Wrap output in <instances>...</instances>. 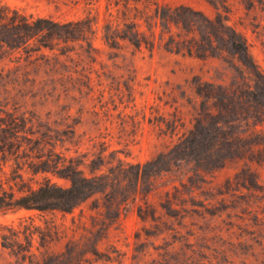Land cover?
<instances>
[{
	"label": "rangeland",
	"instance_id": "obj_1",
	"mask_svg": "<svg viewBox=\"0 0 264 264\" xmlns=\"http://www.w3.org/2000/svg\"><path fill=\"white\" fill-rule=\"evenodd\" d=\"M107 1L0 0L32 17L97 18L95 60L78 45L70 58L48 49L31 57L21 51L0 53V113L15 114L34 136L47 141L33 154L71 158L81 163L85 174H89L87 164L103 162L101 171H105L118 159L144 163L175 144L192 128L199 112L196 79L220 85L232 95L240 89L255 90L246 64L225 50L217 37L210 54L203 56L165 49L168 34L161 33L160 27L156 33L162 40L151 52L135 51L127 42L108 48L101 32L110 17ZM157 1L190 6L211 18L218 12L228 17L264 74V0ZM110 11L121 15L114 7ZM171 32L181 38L190 36L174 26ZM196 38L208 47L204 36ZM242 106L247 108L245 113L229 125L242 133L262 131L259 162L231 160L209 171L182 163L154 177L146 195L140 187L134 200L120 201V215L108 227L104 223L110 222L117 205L109 207V190L93 194L66 213L0 211V226L17 228L25 219L44 230L53 225L62 237L47 238L45 247L35 237L32 250L59 252L68 240L76 239L84 252L80 264H263L264 116H252L262 109L254 102L244 99ZM11 163L4 168V181L13 176ZM23 175L33 187L44 177L69 185L68 179L50 172L26 170ZM0 264H19V259L0 245Z\"/></svg>",
	"mask_w": 264,
	"mask_h": 264
},
{
	"label": "trees",
	"instance_id": "obj_2",
	"mask_svg": "<svg viewBox=\"0 0 264 264\" xmlns=\"http://www.w3.org/2000/svg\"><path fill=\"white\" fill-rule=\"evenodd\" d=\"M113 7L120 16L112 15L110 9ZM107 10L110 17L102 24L101 32L108 48L116 49L121 42H127L135 51L146 49L151 52L162 40L156 33L160 27L161 33L168 34L163 43L165 49L203 56L208 54L207 51L210 54L213 38L217 37L225 50L237 55L246 64L244 66L253 77L255 90L240 89L232 95L220 85L196 79L195 93L201 98L199 112L192 128L175 144L144 163L118 159L115 166H108L105 171H101L103 162L87 164L85 167L89 174H85L81 163L71 158L61 155L42 158L40 154H33L35 149L39 152L41 145L47 141L34 136L33 131L25 128V123L18 122L15 114L0 113V211L27 209L66 213L93 194L109 190L106 193L109 195V207L115 202L117 205H114L110 222L104 223V227H108L120 215V201L134 200L140 187L146 195L151 190L154 177L182 163L192 164L196 170L209 171L221 168L231 160L260 161L258 135L262 131L242 133L229 124L245 113L247 108L242 106L244 99L262 107L255 110L256 115L252 116H264V74L254 65L244 36L228 24V17L218 12L211 18L190 6H171L157 0H108ZM97 22L96 17L89 16L69 21L32 17L0 4V53L21 51L31 57L34 52L48 49L57 50L58 54L70 58V53L78 45L91 60H95L98 50L93 41ZM173 26L190 36L181 38L175 34L179 37L176 38L171 32ZM197 35L204 36L209 42L208 47L198 43ZM229 116L232 117L227 120ZM10 160L13 176L4 181L2 175H5L4 168ZM26 170L32 174L50 172L68 179L69 185L61 186L44 177L33 187L24 178ZM139 216L142 217L140 210ZM20 221L17 228L0 226V245L16 256L19 264L81 263L84 252L76 239L68 240L64 250L59 252L33 251L35 237L39 239V245L45 247L47 238L59 240L61 231L53 225L44 230L32 219ZM23 221L26 223L22 225ZM90 252L95 254L93 250Z\"/></svg>",
	"mask_w": 264,
	"mask_h": 264
}]
</instances>
